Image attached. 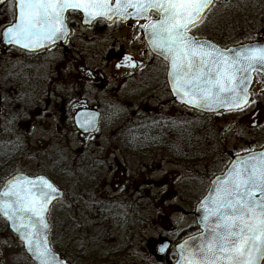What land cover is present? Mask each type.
Here are the masks:
<instances>
[{"label": "rangeland", "instance_id": "rangeland-1", "mask_svg": "<svg viewBox=\"0 0 264 264\" xmlns=\"http://www.w3.org/2000/svg\"><path fill=\"white\" fill-rule=\"evenodd\" d=\"M5 14V12L0 13V33L9 23V18ZM195 27L194 31L197 37L211 39L224 47L241 42H252L257 39L262 40L264 39V0H218L206 19ZM81 31L92 36L90 29H81ZM126 31L125 29L120 30L119 35L121 36ZM120 36L119 38H121ZM84 41L89 45L91 51L88 54L90 63L93 59H105V57L110 56L111 53L105 48L109 42L103 44L98 40L92 41L86 38ZM49 56L46 54V56L41 57L39 66L54 71V66L52 67L49 63L50 58L47 59ZM101 69L110 82L109 84L116 86V79L122 75L117 76L112 73L111 67L107 64H104ZM149 71L148 78L152 83V92L159 91L156 100L153 98L149 102L153 108V127L158 126L155 123L162 119L164 122L171 123V119L177 118L176 114L179 111L183 119L184 132L186 127L191 128L190 133L193 132L195 135V143L201 144L200 148H196L195 154L193 153L192 160L189 162H180L178 157L168 155L167 147L168 145L170 147V144L169 140H166V146H154L153 148L156 149L152 150V154L148 157L140 156L138 152L133 155L130 150H123L128 158L125 160L123 158H111L110 163L105 165L106 169L113 171L111 176H107L105 171L104 179L96 180L94 178L96 175H93L92 172L91 164L93 162L84 161L77 140L72 146L66 148L67 140L73 136L56 134L55 119L48 117L47 120L45 118L46 113L39 114L36 112L34 114L38 115L36 121L39 120L40 123L33 125L32 128L29 129L27 120L23 119L13 126L14 130H18L20 127L23 131L19 129L13 135L1 134L0 136L2 141H10V138H16L20 143L18 151L20 155H13L18 161L15 160L16 162L12 163V167L7 166L3 169L5 175L12 174L16 169H22L31 174L45 172L67 194L74 197L75 201L73 202H79L84 192L85 197L88 198L91 195L104 197L101 199L103 204L100 206L82 205L83 208L76 212L73 211V219L70 212L66 210L65 203H61L62 206L61 204L57 205L52 212V227L62 230L60 234L68 233V222L71 220L86 224L87 229L92 230L93 225L89 226V223H95V217H99L103 221L102 215L105 211H110L111 206L115 204L113 200L126 207L125 210H128L127 212L133 216V223L136 224L137 233L135 232L134 239L137 244L134 245L135 251H132V255H130L132 259H135L133 261L129 258L127 260L117 259L115 264H149L146 262L160 264L157 261L158 252L156 250L159 246H162L166 241L179 242L182 240L181 238H184L181 236V232H185V235L189 236L198 231L194 218L196 202L205 193L206 184H208L211 175L220 168L219 156H216L217 152H215V156L207 158L204 153L210 152L212 149L215 150L219 145L223 151V157H225L230 154L236 155L257 149L258 146L264 144V127L254 132L252 126L249 125V119L244 118L255 108V101L244 110L229 115L236 118L230 125L221 124L217 127L211 118L198 116L197 113L183 106L176 107V103L172 102L166 87H163L166 71L159 60H152ZM2 77L0 72L1 101L6 90L9 89V85L4 82ZM46 86L41 85V89L47 90ZM112 90L113 88L109 89L110 92ZM131 90H133L132 86L123 88V91L117 94L116 92L112 94L108 91L104 92V95L109 94L114 97V103L119 105L116 115L122 112L124 108L127 111L135 110L136 107L130 104L131 100L128 97L132 94ZM158 105H161L160 109ZM143 107L147 108L142 103L141 108L143 109ZM16 116L13 113L6 115L4 108L0 107V126L5 127L6 124L8 125L7 122L16 119ZM239 119L244 121L241 127L236 126ZM14 121L13 123H15ZM46 122H50L51 125V128L47 130L43 129L41 125ZM175 122L176 120L172 123L175 124ZM125 126H127L125 132H128L130 125L126 124ZM196 130L201 133L196 134ZM99 136H103V134L100 133ZM104 137L106 139L101 142L102 146L99 149L101 158L107 157L108 153L112 151V143L116 142L112 134L104 132ZM170 138H173L172 135ZM154 143L156 142L154 141ZM209 143H211V149H208ZM15 150L16 148L13 149V152H16ZM198 150L199 154L196 155ZM216 150L219 151V149ZM68 162L74 164L72 169L74 171L67 169ZM180 184L183 185L182 189ZM5 225V222L0 219V232H7ZM82 233L86 238L85 231ZM90 238L95 240L96 237ZM5 240L7 244L11 242V245L3 243L5 245L2 257L4 259L3 264H33L26 257L22 244L15 237H7ZM87 242L89 243V240ZM135 252L136 254H134Z\"/></svg>", "mask_w": 264, "mask_h": 264}, {"label": "snow or ice", "instance_id": "snow-or-ice-1", "mask_svg": "<svg viewBox=\"0 0 264 264\" xmlns=\"http://www.w3.org/2000/svg\"><path fill=\"white\" fill-rule=\"evenodd\" d=\"M213 4L214 0H116L113 7L111 0H15L16 22L5 35L9 43L28 49L66 35L64 14L69 10L93 19H111L110 13L135 15L148 20L142 27L149 33L150 45L170 61L177 96L202 107L242 109L249 103L251 73L264 71V45H245L229 50V55L190 36L189 30L203 22ZM129 8L135 12H128ZM152 12L159 16L154 22ZM124 60L137 67L130 55ZM94 120L95 114L86 123ZM58 191L44 176L17 175L0 192V213L16 225L40 264H58L44 231L49 228L45 214ZM210 200L212 207L206 209L204 219L215 218L211 235L198 251H188L184 264H264V152L252 151L234 164Z\"/></svg>", "mask_w": 264, "mask_h": 264}, {"label": "flooded vegetation", "instance_id": "flooded-vegetation-1", "mask_svg": "<svg viewBox=\"0 0 264 264\" xmlns=\"http://www.w3.org/2000/svg\"><path fill=\"white\" fill-rule=\"evenodd\" d=\"M14 3V0H8L7 3L0 4V13L5 12V15L9 18L8 25H6L0 33V72L4 82L9 85V89L6 90L2 101L0 97V107L4 108L6 115L13 113L17 115V118L14 119L15 121L12 119L10 122H7L8 125L6 124L3 128L0 126V134L13 135L15 132L19 131V129L22 130L20 127L18 130H14L13 126L23 119L27 120V126L30 129L33 125L40 123L39 120L36 121L38 115L34 114L36 112L39 114L46 113L45 118L47 120L49 119L48 117H53L55 119L56 134L73 136V138L71 137L67 140L66 148L67 146H72L74 141L77 140L84 161L89 163L93 162L91 166L93 167V175H96L94 177L96 180L104 179L106 173L107 176H111L113 171L105 168V165L110 163L111 158H123L124 160L128 158L127 155L123 153V150H130L133 155L135 152H138L140 156L148 157L152 154V150L156 149L153 148L154 146L164 147L167 144L166 140H169L170 147L169 145L167 147L168 155L171 157H182L184 135L181 113L178 111L176 114L177 118L171 119V123L168 121L164 122L162 119L155 123L158 124V126L153 127L152 124L153 108L149 102H151L153 98L156 100L159 91L152 92V83L148 78V74L150 73L149 66L152 60L159 59L154 57L150 51L147 50L148 48L144 40L145 29L142 25L147 24L148 20H96L92 25L88 26L82 24L81 17L78 14L68 13L67 22L70 27V34L64 45L54 46L39 52H27L4 44L2 35H4L5 29L15 22L16 13ZM155 18L156 16H151V19ZM195 28L196 27L191 28L189 32L196 37ZM81 29H90L92 36H88L85 32H80ZM124 29L127 31L120 36V30L122 31ZM119 36L121 38H119ZM84 38L91 39L92 41L98 40V42L103 44L109 42L105 48L111 53L110 56L108 58L105 57V59H93L90 63L88 54L91 51L89 50V45L84 43ZM262 40L257 39L254 41ZM46 54L50 55L47 59L50 58L49 63H51L52 67L54 66V71H52V69H43L39 66L40 58L46 56ZM126 55L132 57L131 63L137 65V67L133 68L129 66V62L124 60ZM159 61L163 64L166 71L163 87H166V91L171 96L166 79L167 65L162 60ZM104 64L111 67L112 73L117 76L122 75V77L116 79V86L109 84L110 82L106 79L101 69ZM118 64H120L121 67L118 68ZM254 77V84L251 87L250 104L255 101L256 105L244 118L249 119V125L252 126L251 128H253L255 132L264 127V77L260 74H256ZM41 85H47V90H42ZM130 86L133 87V90L130 91L132 94L128 97L131 100L130 104H133L136 108L135 110L129 111L124 108L122 112L116 115L115 113L119 105L114 103V97L109 94L104 95V92H110L109 89L113 88L110 94L113 92L117 94L123 91V88ZM172 102H174V100ZM142 103L144 106H147V108L143 107L142 109ZM180 106L181 105L176 103V107ZM160 107L161 105H158L159 109ZM236 112L239 111H231L211 116L198 114V116L211 118L218 127L221 124L230 125L231 122H234L236 118L233 116L230 117L229 115H233ZM87 114H96L98 116L97 127L92 132L85 131L78 127V117ZM174 120H176L175 124L172 123ZM243 120L239 119L236 126H243ZM13 121L15 123H13ZM126 124L132 125L128 132H125L127 128V126H125ZM41 125L42 128L46 130L51 128L50 122ZM104 132L112 134L116 142L112 143V151L108 153L107 157L104 158L103 156V158H101L99 149L101 148L100 146H102L101 142L106 139L104 137ZM100 133H102L103 136H99ZM170 134L173 138H170ZM154 141L156 143H154ZM5 144L6 148L12 147L8 149L16 148L17 151L19 150L20 143L16 138H10V141H6ZM195 146L196 151V148H200L201 144L198 143L195 144ZM262 148H264V144L258 146L257 149L255 148L246 152L258 151ZM208 149H211V143H209ZM216 149H219V151ZM215 152L218 154L216 155ZM246 152L236 155L230 154L223 157V151H221L220 146L217 145L215 150L212 149L210 152L204 153L206 158L215 155L219 156L220 168L211 175L208 184H206L205 193L200 200L208 192L212 179L224 173L236 156L246 154ZM198 154L199 150L196 155ZM171 157L168 156V158ZM71 163L68 162L67 169L74 171L72 170L74 164ZM36 174L45 175L56 183L53 178L45 172ZM124 177L125 175L123 174V178ZM179 186L181 189L183 188L182 184ZM82 195L79 202H73L75 201L74 197L71 194H67L65 191V208L70 212L72 219L73 211L76 212L78 209L83 208V206H100L103 204L101 199H104V197H100V195L96 197L91 195L90 198L85 197V192L82 193ZM198 202H196V204ZM60 203V201L54 203L51 208V224L53 223V209ZM5 226L7 232H0L1 264L4 263L2 257L5 246L3 243L7 244L5 239L7 237H15V239L20 242L17 236L9 230L8 226ZM84 227L85 224L82 223H77L72 220L68 222V233H66L67 238L65 244L67 255L69 256L66 259L70 264H80L78 260L83 262L87 258L86 253L88 252V247L85 243V239L82 238L83 233L81 232ZM170 243L171 247L175 245V242L172 240ZM7 245H11V242H8ZM160 248L161 246L156 249L158 252L157 261L162 263V260L169 252L162 255L159 253ZM146 263L151 264L150 262Z\"/></svg>", "mask_w": 264, "mask_h": 264}, {"label": "water", "instance_id": "water-1", "mask_svg": "<svg viewBox=\"0 0 264 264\" xmlns=\"http://www.w3.org/2000/svg\"><path fill=\"white\" fill-rule=\"evenodd\" d=\"M7 1L8 0H4V3L5 2L7 3ZM115 2H116V0H111V3H112V6L113 7L115 6ZM215 2H216V0H214V4H215ZM0 4H3V3H0ZM213 6L214 5H212L211 8ZM127 11L130 12V13H134L135 12V9L129 8ZM208 11L209 10H206V14L208 13ZM70 12L78 13L82 17V21L81 22H82L83 25H92L96 20H102V21L103 20L113 21L114 19H120V20H130V19H133V20L134 19L135 20H147V19H138V18H136L135 15L121 16V15H115V14H112V13H110V15H112V18L111 19H108L107 17H101V16H97V17H95L93 19V18L87 16L82 11H72V10H69V11L65 12V14H64L65 15L64 31H65L66 35H63L60 39L55 40L54 43L52 41L45 40V41L42 42V46L28 48V49H25L21 45L9 43L8 40H7V38H6V35L5 34L7 32V28L8 27H11L13 25L12 24L11 26H8L5 29L4 35H2L3 36V39H4V44L7 45V46H14L16 48L22 49V50L27 51V52H39V51H43V50L49 49V48H51L53 46H62V45H64L66 43V41L68 39V36L70 34L69 33L70 32V27H69V25L67 23V20H66L67 14L70 13ZM153 14L157 16V19L156 18L155 19H151L154 22V21H156V20L159 19V16L155 12H152L151 13V16ZM15 22H16V19H15ZM189 35L192 36L194 39H196V40H198L200 42L205 43L206 46H209L210 45L212 47L219 48L221 50L226 51L229 55H231V52L229 50L235 51V50H238L242 46H245V45H252V44L264 45V41H260V42H252V44L251 43H244V44H239V45H232V46H229V47H221L217 43H215V42H213V41H211V40H209L207 38H197V37L195 38L190 32H189ZM144 36H145V39L144 40H145V42L147 44L148 50H150V52L152 53V55L160 58V60L164 61L166 63V65H167V84H168V87H169V91L171 92V95H172L173 99L175 100L174 102H176L178 104H181V105H184L185 107L191 109V111H196V112L201 113V114H219V113H223V112H228V111H233V110H239V109H235V108L229 109L227 106H217V105H213L211 107H202V106H198V105H195V104L185 103L184 100L181 99V96H177L173 92V90H172V78L169 75V71H170V61H168L164 56L159 55L158 53H156L153 50L152 46L149 43V39H150L149 33L146 30H144ZM256 73L261 74L262 76H264V71H258V72L257 71H254V72L251 73V79H250V81L247 84L248 92H249V102H250V99H251L250 89H251V87H252V85L254 83V76H255ZM245 106H243L242 108H244ZM92 116H93V114H87V115L79 116L78 117V121H77L78 122V127H80L81 129H83L85 131H89V132L94 131L96 129V127H97V124H98V116L95 114V120H94L93 124H87L86 123V118L90 119ZM82 124L85 125V126H82ZM261 152H264V148L261 149V150L255 151L256 154H259ZM250 154L251 153H246V154H242V155H239V156L235 157L232 160V162L229 164V166L226 168V170L224 171V173H222L220 175H217V176H215L212 179V181L210 182V188H209L208 192L196 204L195 209H194V218H195L196 225H197V227L199 229V232L196 233V234H194V235H191V236H189L187 238H184V240L180 241L179 243H177L175 245V248L173 250H175L176 255H177V258H176V260H175V262L173 264H184V256H186L188 254V251L189 250L198 251L199 250V246L204 242L205 238L211 235V228L214 226V224L216 222L215 221V218L214 217H209V219L207 221H205V219H204V217L206 215V209L212 207L210 197H212L215 194V189H216L217 185L221 181L226 180L228 178V174L232 170V166L234 164L238 163V161L240 159L245 158V157L249 156ZM17 175H19V176H27L30 179H35V178H37L39 176H44L46 179H48L50 182H52L45 175L30 176V175L26 174V172L25 173H16V174L10 176L9 178H7L5 180V182L2 183V186L0 188V192H2L4 190V188L7 185V182L9 180H11L13 177L17 176ZM53 185L55 187H57L59 191L56 194V199H54L49 204V210L45 214V216H46V222L49 224V228L47 230H44V231H46L47 240L49 241V243H48L47 246L51 249L52 254L56 257V260L58 261V264H70L59 252L55 251L52 248V245H50L51 244V241H50V231H51V227H52V225L50 224L51 223V221H50L51 208H52V206H53V204L55 202H57V201L59 202V200H62L63 197H64V191L62 189H60L58 186H56L54 183H53ZM0 218L4 222H6L7 226L10 229V231L12 233H14L19 238V240L23 244L22 246L24 247V250H25L26 254L28 255L27 257H29L34 264H40V262L34 256L33 252L30 251L29 248L27 247L26 242L24 241V238L21 235V233L16 230V225L11 220H8L3 215V213H0ZM205 224H207L208 227H205ZM169 247H170V243L169 242H166L159 249L160 250V253L165 254L168 251L167 249H169ZM161 249H163V250L161 251ZM0 264H1V259H0Z\"/></svg>", "mask_w": 264, "mask_h": 264}, {"label": "trees", "instance_id": "trees-1", "mask_svg": "<svg viewBox=\"0 0 264 264\" xmlns=\"http://www.w3.org/2000/svg\"><path fill=\"white\" fill-rule=\"evenodd\" d=\"M203 125V124H202ZM132 126V125H130ZM191 128H185V132L183 130L184 134V148L182 152V157H178L177 159L180 162H189L192 160L193 155L195 154L193 149H195V143L196 138L195 135L191 132ZM197 133V130L195 131ZM1 136V134H0ZM6 141H2V138H0V187L2 186V183L5 181L6 178L11 176L12 174L16 172H25L22 169H16L12 174L5 175L3 173V169L7 166H13L12 163L17 160L15 159L13 155H20V153L15 150L16 152H13V149L6 148ZM194 153V154H193ZM18 158V157H17ZM18 161V160H17ZM16 162V161H15ZM54 180V179H53ZM55 181V180H54ZM56 182V181H55ZM57 183V182H56ZM58 184V183H57ZM66 198H64L61 203H65ZM114 201V202H113ZM112 202L115 203L111 206L110 211H105V213L102 215V218H104L103 221L98 217H95V223H89L90 225H93V229L89 230L87 229L86 224L85 227L81 230V232L85 231L86 238L89 240V243L87 242L84 233H83V239H85V243L88 247V252L86 253V259L82 262L78 260V263L80 264H115L114 262L118 259H130L133 261L130 257L132 255V251H135L136 248H134V245L137 244L134 235L136 232V224L133 223V216L130 215L128 210H125L126 207L119 204V202L113 200ZM60 203V204H61ZM61 204V206H62ZM133 207H131L132 209ZM100 210V209H99ZM134 210V209H132ZM101 212V211H99ZM147 214V212H146ZM104 216V217H103ZM122 216V218H120ZM102 227V228H101ZM57 228H53L51 234V241L54 249L61 253L62 256L65 258L69 257L67 254L66 249V238L67 234H60L62 230H59ZM57 231V232H56ZM137 233V232H136ZM185 232H181L182 237H186ZM96 237L95 240L90 237ZM112 239V240H110ZM136 254V252L134 253ZM136 257V256H135ZM175 259L174 254H168L164 257L162 260V263L160 264H173ZM133 264V263H132Z\"/></svg>", "mask_w": 264, "mask_h": 264}]
</instances>
